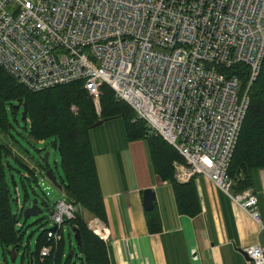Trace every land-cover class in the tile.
<instances>
[{
    "label": "built area",
    "instance_id": "2783aa9c",
    "mask_svg": "<svg viewBox=\"0 0 264 264\" xmlns=\"http://www.w3.org/2000/svg\"><path fill=\"white\" fill-rule=\"evenodd\" d=\"M263 57L264 0H0V67L18 84L39 92L80 81L97 114L109 87L179 154L176 183L204 177L258 224L253 189L233 194L227 170ZM238 65L244 86L231 71ZM50 208L55 230L39 262L76 212L64 194ZM87 227L104 241L99 220ZM242 252L264 264L259 242Z\"/></svg>",
    "mask_w": 264,
    "mask_h": 264
},
{
    "label": "trees",
    "instance_id": "16d2710c",
    "mask_svg": "<svg viewBox=\"0 0 264 264\" xmlns=\"http://www.w3.org/2000/svg\"><path fill=\"white\" fill-rule=\"evenodd\" d=\"M231 71L238 76L244 86L248 78L247 68L238 65ZM100 92V113L97 114L80 81L32 92L18 84L0 67V133L9 134L11 137L12 124L8 119L7 108L9 107L15 116L17 112L13 103L21 100L27 110L26 118L22 120L26 135L24 139L29 145L32 144L27 136L38 143L43 141L45 145L49 141L50 146L59 153L62 176L58 188L66 199L78 208L74 218L65 224L70 226L71 230L76 228L79 231L80 245L71 250L72 257H69V254L66 256L65 264H71L73 258L78 260L79 264H109L105 243L88 229L87 221L80 211H86L102 224L106 223L105 206L89 136V128L101 119H121L126 141L144 142L152 172L162 182L172 185L177 209L181 215L195 217L200 213L199 199L193 181L180 185L174 180L172 163L182 162L175 149L160 137L148 135L145 122L136 119L133 110L127 104L117 101L109 87L103 85ZM248 96V108L227 170V175L233 183L231 188L233 194L248 188L254 189L255 172L264 173V57ZM71 106L76 108V113L71 112ZM9 158L27 170V177L21 178L22 184L23 179L27 183L31 180L37 183V174L42 176L45 170L41 164H38L40 167L38 169L28 168L19 161L8 144L0 141V247L3 251L4 264H7L5 250L11 248L15 249L16 256L22 250V260L27 259L28 264L30 260L32 264H61L64 256L63 236L51 254L39 262L41 247L52 243V240L47 238L50 229L42 230L38 234L31 259L28 245L23 246L24 233L22 226L19 225V216L26 207L21 206L22 209L19 207L17 214L14 211L13 206L18 205L12 197L10 180L8 181L5 170L12 168L7 161ZM42 161L44 162V158ZM42 205L46 206L47 210L51 207L44 199ZM144 217L149 234L161 231V221L155 208L144 212Z\"/></svg>",
    "mask_w": 264,
    "mask_h": 264
},
{
    "label": "crops",
    "instance_id": "0c3cea01",
    "mask_svg": "<svg viewBox=\"0 0 264 264\" xmlns=\"http://www.w3.org/2000/svg\"><path fill=\"white\" fill-rule=\"evenodd\" d=\"M89 136L106 212L109 264H250L242 250L256 242L264 247L262 171L255 172L253 189L260 224L201 176L192 180L200 213L188 217L178 212L172 185L152 172L144 142L123 141L121 151L110 143L100 149L104 138ZM147 189L154 193L161 221L155 234L145 225L142 193Z\"/></svg>",
    "mask_w": 264,
    "mask_h": 264
},
{
    "label": "rangeland",
    "instance_id": "374dc122",
    "mask_svg": "<svg viewBox=\"0 0 264 264\" xmlns=\"http://www.w3.org/2000/svg\"><path fill=\"white\" fill-rule=\"evenodd\" d=\"M16 105V102L13 103ZM9 108V107H8ZM7 108V114L9 122L12 124V128L10 129V134H1L0 133V141L2 143L8 144L12 151L15 152V155L19 158V161L22 162L25 166L30 169H38L40 168L38 164L44 166V162L42 158L45 153H49L47 159L48 170L55 177L57 183L60 182V176H62V170L59 167V153L53 149L49 141L45 144H36L29 145L24 139L25 133L23 131L24 122L21 120L22 108L16 109L17 114L14 116L11 113V110ZM90 134H93L97 139L104 138V144L100 142V149L104 148V145L110 143L113 145V148H118L121 151V143L124 141L126 143V138L123 130V122L121 119L115 118L108 122L103 123L101 126L91 129L89 131ZM138 142V141H137ZM146 148V146H145ZM44 149L46 151H44ZM147 150V149H146ZM96 154L100 153L95 152ZM179 155V154H178ZM7 161L10 163V168H6V176L8 181L10 177L13 176V179L16 182V187H14L9 181L10 190L13 199L16 200L18 207L13 206L15 213H18L19 207H27L31 206V203L34 200H37V205L42 209V213L36 217H30L28 219H24L23 215L19 216V225L23 228V246L28 245L29 250L34 252L35 250V241L38 234L45 229H50L52 224L50 222V214L47 210L46 206L42 205V199L46 201V204L49 202L50 204L55 203L57 200L63 199V193L60 189L57 188L56 185H53L47 179L43 178L41 175L36 176L37 183L32 180L27 183L24 179V184L21 182L22 176L25 177L27 174V170L20 166L13 159L9 158ZM258 172V171H257ZM195 178V177H194ZM193 178V179H194ZM192 179V180H193ZM255 183V182H254ZM76 210L78 208L76 207ZM80 210V209H79ZM83 217H86L87 222L92 218L90 214L86 211L80 210ZM62 230L63 236V258L61 260V264H65L66 256L69 251L76 249V243L74 240V234L71 230V227L68 225L63 226ZM98 237V236H97ZM99 238V237H98ZM102 240V239H101ZM23 251L20 250L16 256L15 261H11V256L9 254V250H5V255L7 259V264H28V260L25 258L22 260ZM78 254V253H77ZM0 264H4L3 260V251L0 247ZM71 264H79V261L73 258Z\"/></svg>",
    "mask_w": 264,
    "mask_h": 264
},
{
    "label": "water",
    "instance_id": "95a60500",
    "mask_svg": "<svg viewBox=\"0 0 264 264\" xmlns=\"http://www.w3.org/2000/svg\"><path fill=\"white\" fill-rule=\"evenodd\" d=\"M16 103H17L15 105L16 109H18L19 107L22 108L21 120H24L26 118V114H27L26 106H25V104H22L21 100H18ZM113 119H115V118H113ZM110 120H112V119H101V120L97 121L95 124H93L89 129L91 130V129L97 128V127L101 126L103 123L108 122ZM27 139L30 141V143L33 146L38 144V142L34 141L30 136H27ZM58 151H59V149H58ZM48 156H49V153H45L44 157H43L44 158V167H45V170L43 171V175L46 179H48L53 185H56L58 188L59 185H58L55 177L52 175L50 170L47 169L48 168V165H47ZM10 181H11L12 185L14 187H16L13 176L10 177ZM58 189H60V188H58ZM154 202H155V196H154L153 191H151L149 189L144 190L142 193L143 210L145 212H149V211L153 210ZM20 209H22V207ZM48 211H49V214L51 215L52 209L50 208V209H48ZM41 213H42V209L37 205V200H34L30 207H26L23 209L22 215H23V218L26 220L30 217H36V216L40 215ZM50 230L54 231L55 226L51 227ZM72 232L74 234V240L76 243V247H78L80 245L79 231L76 228H72ZM9 254L11 256V261H15L16 253H15L14 248H11L9 250ZM68 254H69V257H72L73 251H70ZM32 256H33V253H30L29 258L31 259ZM30 264H32L31 260H30Z\"/></svg>",
    "mask_w": 264,
    "mask_h": 264
}]
</instances>
